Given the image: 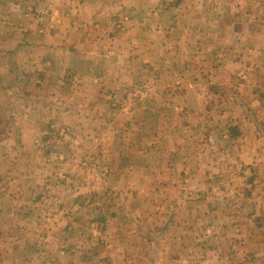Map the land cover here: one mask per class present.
<instances>
[{
    "label": "crops",
    "instance_id": "0c3cea01",
    "mask_svg": "<svg viewBox=\"0 0 264 264\" xmlns=\"http://www.w3.org/2000/svg\"><path fill=\"white\" fill-rule=\"evenodd\" d=\"M198 7L192 0H0V264H102V252L89 249L78 260L70 257L81 225L65 204L111 189L117 202L104 218L112 227L102 249L109 264H264V118L256 108L251 116L241 111L235 126L228 109L239 110L245 92L233 94L237 84L223 72L201 80L199 69L192 74L195 66L183 60L195 47ZM47 10L59 22L42 32L37 17ZM123 14L130 21L120 29ZM133 40L138 49L129 51ZM215 51L223 50L207 53ZM69 73L82 81L73 97ZM140 88L145 94L130 99ZM222 89L228 91L220 104ZM122 95L132 101L131 118L112 107ZM193 120L209 130L198 132L203 127ZM61 127L71 129L75 144L60 135ZM228 130L231 147L223 139ZM102 134H109V145ZM58 139L69 143L59 146ZM229 168L244 179L231 177ZM215 169L225 173L218 182L208 177ZM154 179L163 190L158 194L178 203L170 215L188 226L177 220L168 232L190 256L158 241L166 214L160 203L154 206L161 200L151 193ZM51 195L64 203L53 212ZM139 201L145 224L159 217L154 241L140 242L139 228L147 226L135 228L134 218H124L139 217ZM45 212L52 220L42 227Z\"/></svg>",
    "mask_w": 264,
    "mask_h": 264
},
{
    "label": "rangeland",
    "instance_id": "374dc122",
    "mask_svg": "<svg viewBox=\"0 0 264 264\" xmlns=\"http://www.w3.org/2000/svg\"><path fill=\"white\" fill-rule=\"evenodd\" d=\"M192 1L199 3V7L196 8V10L197 11L201 10V12H198L196 17H193L194 19L193 22H195L194 23L195 28L192 29V38L190 37V39L195 47L192 49V51L189 53V55L186 58H183V60H189L191 66H195V68L193 67L191 73L193 74L197 72L199 69L198 75L202 74L200 75L201 80L205 79V81L208 80L215 81L217 75L223 72L222 74L224 76H227V78L231 82L237 84V87H233L231 90L233 91L232 92L233 94L235 92L237 94H239V92H245L244 99L241 102H239L238 107L240 111L234 106H233L234 108L231 107L230 109H228L229 113L231 112L230 116L233 117L232 122L235 126L236 124H239L238 120L236 121L235 118L240 117L241 111L248 112L251 116L252 111L256 108L255 111L257 112V114H260V117L264 118V52L259 53V48L260 47L262 49L264 48V0H192ZM180 8L182 9L183 7L179 6L177 9H175L176 15L177 12H179ZM55 14H56L55 12L52 13L50 10L39 12L38 14L39 16L37 17V19H39V24L43 29L41 30L42 32H44L47 29L48 30L52 29L59 22L58 19H55L54 17ZM223 14L226 19L225 18L222 19L221 16ZM129 21H130V16L128 14H123L122 17H119V22H117L118 27L120 29H124L125 24ZM222 21L225 22L228 21V23L222 24ZM105 34L108 35L109 30H106ZM217 37L220 38V42L216 41ZM261 43H263V47L262 45L260 46ZM138 46H139L138 42L133 40L127 48L129 49V51H134L138 49ZM220 47L223 51L219 52L218 55L216 51L213 57L208 55L207 51L211 52V50H214V48L216 49ZM139 58L142 60V57H138V59ZM186 78L188 79V75L186 76ZM177 79H182V76L181 78H177ZM65 80H66L65 82L69 86L68 94H70V97H73V95L76 94V91H78V88L82 85L81 77L76 73H69L66 75ZM252 84L254 85V87L251 86ZM241 86H243L244 89H241L240 88ZM227 91L228 90L222 89L217 94L218 102L220 104H222L221 98H223L224 95H227ZM143 94H145V92L144 90H142V88H140L139 90L132 91L130 94L132 97L130 99L140 98ZM125 97L122 95L121 97L116 98L115 99L116 105H112V107L120 109V111L123 113L125 118H131L132 115L129 114L131 113L130 108L132 107L131 106L132 101L128 102V98L126 99ZM255 97H258L257 99L258 102L256 101V103L254 104L253 99ZM77 98L78 97H76L75 100ZM224 106L226 105L224 104ZM219 109L221 110L220 107ZM219 109H217L218 112ZM192 124L193 125L196 124V126L200 125L203 127L201 128L202 130L199 127H196L198 132L205 133L207 130H209V127H206L205 121L193 120ZM233 124H231V126H234ZM210 126L213 127L214 132L217 131V129L220 127L218 121L217 122L214 121ZM262 128L264 131V123L262 125ZM59 130L61 136H63L64 138H69V142L72 141V143L75 144V140H77V138H73L72 140H70L72 137H75L74 134H72L70 128L61 127L59 128ZM228 133L229 130L227 131L226 138L223 136V139L226 142H228L231 139ZM102 136H105L104 144L109 145L111 139L109 137V134H102ZM61 140L63 139H58L56 141L57 144H59V146L68 145L67 143L69 142H65V141L61 142ZM196 141H198V144H202L203 137L201 135H197ZM226 142H224V144ZM97 144L99 145L100 141H98ZM214 144H221V143L215 140ZM226 144H229V142ZM229 145L231 147L233 143ZM224 154L228 155L231 160L230 157L232 156L231 152ZM230 164H232V162H229V164L227 165L229 166ZM229 169L234 172V173L230 172L232 174L231 177H236L240 180L244 179V175L239 174L240 169L237 170H234L232 168ZM224 174L225 173L222 170H220L219 172L217 169H215L214 171H211V174H209L208 177L210 176L209 178L218 182L219 179H223ZM248 176L251 175H247V177ZM183 187L184 186H182V188ZM162 191H159L157 182L154 179V188L151 190V193L158 196L157 200H160L159 198H161L162 200V201L160 200L159 202H154V206L156 208L159 203L161 204L160 207H162V209L160 210H162V212L166 214V216H164L163 221H161L159 217L153 216L155 221L153 220V218H149L148 223L145 224V218L142 217V213H141L142 208L143 210H145L142 201H139V205L136 203V208L139 210V214H140L139 217L132 216L131 213H129L128 215L125 214L124 218H129V217H130L129 219L134 218L133 223L135 224L134 225L135 228L136 227L139 228L138 225H140L141 223L143 224V226H147L146 229L143 227L139 228L141 229V232L139 233L137 238L139 237L140 242L154 241L153 237L154 235H156V228H159L155 224L159 219L161 224L159 223L158 226L160 225V228H163L166 232L160 234V239H158V241H165L164 244L169 246L170 248L169 251H171L172 249L173 251H176L179 256H181L182 254L185 255L184 256L185 258L189 254V248L184 247V244H180L181 249H179V245H177L176 243L178 242V239L175 238L174 235H172L174 229L178 228V225H176L177 220L182 225L185 224L184 218L177 217L175 214L173 216L170 215V210L175 209L176 207L175 205L178 203L176 200H169L171 196L170 198L165 199L162 196L164 193L162 195L161 194L159 195L158 193L159 192L161 193ZM115 192H117L115 189H111L104 193H90L89 196L84 197V200L82 202H76V204L74 202H67L65 204L67 207L71 208L68 211H70L73 214L74 213L76 214L75 217L73 216L71 217L72 220L78 221L77 223L81 225L78 227L77 230L74 231L77 232V235L73 234L74 232L69 234V238L73 234V236L75 237V242L77 243L79 242V244L76 243L75 246H71L68 248L71 258L78 260V258H80L81 256V252H84L85 250L88 249L89 250L87 253L92 254L98 252L100 254L102 252V255H104L107 260L108 258H110V255L108 254L107 250L102 251V249L106 246V243H108L110 240L109 232H111L112 226L107 225V222L101 219V217L105 218V216H108L111 209L114 210V205H116L117 202L116 201L117 196L115 195ZM106 193L109 194L111 198L108 197ZM105 197H108L110 199H106L105 202L104 201ZM232 199L235 201V204H239V205L240 203L244 204L243 198L239 202L237 201V198L232 197ZM49 200L51 202L47 201L49 205L48 209L51 212H53L54 207L59 208L61 203H63L62 199H59L56 196H52V195ZM248 203L250 204V206L254 205L253 201H248ZM145 212H147V210ZM245 217L248 220L249 217L248 216ZM43 218H44V222L41 223V225L42 227H45L44 224L50 222L52 220L51 219L52 216L51 214L47 215L45 212ZM153 222H155V224H153ZM254 223H255L254 221L250 223L252 227ZM256 223H261V220L257 221ZM183 226L187 227L188 225L185 224L182 225V227ZM168 229L169 231L172 230L171 235L168 232ZM39 231L44 232L41 230V228H39ZM185 241H188V238H185ZM39 242L43 243L41 239L39 240ZM197 255H200L199 249ZM107 260L102 262V264H109L110 261ZM95 263L96 260L93 261V264Z\"/></svg>",
    "mask_w": 264,
    "mask_h": 264
},
{
    "label": "trees",
    "instance_id": "16d2710c",
    "mask_svg": "<svg viewBox=\"0 0 264 264\" xmlns=\"http://www.w3.org/2000/svg\"><path fill=\"white\" fill-rule=\"evenodd\" d=\"M101 219H103V220H104V218H103V217H101Z\"/></svg>",
    "mask_w": 264,
    "mask_h": 264
},
{
    "label": "built area",
    "instance_id": "2783aa9c",
    "mask_svg": "<svg viewBox=\"0 0 264 264\" xmlns=\"http://www.w3.org/2000/svg\"><path fill=\"white\" fill-rule=\"evenodd\" d=\"M44 28V27H43ZM41 30H43L42 28H41Z\"/></svg>",
    "mask_w": 264,
    "mask_h": 264
}]
</instances>
